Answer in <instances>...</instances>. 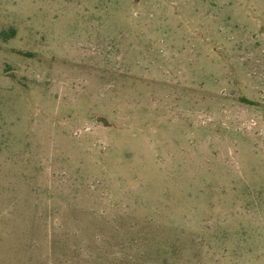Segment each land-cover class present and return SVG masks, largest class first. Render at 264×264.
I'll use <instances>...</instances> for the list:
<instances>
[{
  "label": "rangeland",
  "instance_id": "1",
  "mask_svg": "<svg viewBox=\"0 0 264 264\" xmlns=\"http://www.w3.org/2000/svg\"><path fill=\"white\" fill-rule=\"evenodd\" d=\"M0 264H264V0H0Z\"/></svg>",
  "mask_w": 264,
  "mask_h": 264
},
{
  "label": "water",
  "instance_id": "2",
  "mask_svg": "<svg viewBox=\"0 0 264 264\" xmlns=\"http://www.w3.org/2000/svg\"><path fill=\"white\" fill-rule=\"evenodd\" d=\"M102 121L104 122L105 120H104V119H102Z\"/></svg>",
  "mask_w": 264,
  "mask_h": 264
}]
</instances>
